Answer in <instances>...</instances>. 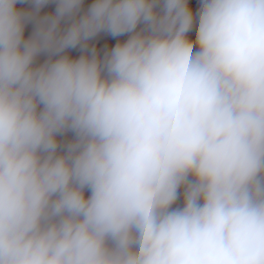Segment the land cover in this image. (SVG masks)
Returning a JSON list of instances; mask_svg holds the SVG:
<instances>
[{"label":"clouds","instance_id":"9594fccd","mask_svg":"<svg viewBox=\"0 0 264 264\" xmlns=\"http://www.w3.org/2000/svg\"><path fill=\"white\" fill-rule=\"evenodd\" d=\"M0 264H264V0H0Z\"/></svg>","mask_w":264,"mask_h":264},{"label":"built area","instance_id":"2783aa9c","mask_svg":"<svg viewBox=\"0 0 264 264\" xmlns=\"http://www.w3.org/2000/svg\"><path fill=\"white\" fill-rule=\"evenodd\" d=\"M21 5H18V7H20ZM51 7H53V6H49L48 8H46L45 9V11H48V10H50L51 9ZM30 28H31V26H29V29H28V31H30ZM26 34H27V32H26ZM126 38V37H125Z\"/></svg>","mask_w":264,"mask_h":264},{"label":"crops","instance_id":"0c3cea01","mask_svg":"<svg viewBox=\"0 0 264 264\" xmlns=\"http://www.w3.org/2000/svg\"><path fill=\"white\" fill-rule=\"evenodd\" d=\"M91 2V0H86V3H90ZM125 37H121V38H119V39H124ZM110 39V38H109ZM115 41L113 40L112 41V43H114ZM77 53H74V55H76Z\"/></svg>","mask_w":264,"mask_h":264},{"label":"rangeland","instance_id":"374dc122","mask_svg":"<svg viewBox=\"0 0 264 264\" xmlns=\"http://www.w3.org/2000/svg\"><path fill=\"white\" fill-rule=\"evenodd\" d=\"M74 54V53H73Z\"/></svg>","mask_w":264,"mask_h":264}]
</instances>
